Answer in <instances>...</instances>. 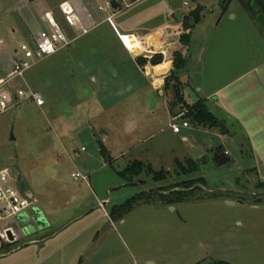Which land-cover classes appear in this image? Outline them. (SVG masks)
<instances>
[{
	"label": "rangeland",
	"instance_id": "obj_1",
	"mask_svg": "<svg viewBox=\"0 0 264 264\" xmlns=\"http://www.w3.org/2000/svg\"><path fill=\"white\" fill-rule=\"evenodd\" d=\"M91 1L77 2L84 17L82 7ZM59 2L0 0V52L11 54L44 29L41 12ZM30 16L33 28L23 24ZM106 16H93L90 33L15 82L38 90L44 105L27 100L0 115V169L8 168L19 188L37 197V209L49 222L39 229L36 208L28 210L23 237L0 245V264H209V255L221 259L224 249L235 251L231 245L251 239L254 225L259 231L253 233L263 237L264 213L249 202H264V13L257 0H138L113 20L120 32L154 28L141 36L142 51L135 37L126 38L130 51L125 48ZM183 33L190 35L188 43ZM175 51L186 61L181 103L173 81L167 84ZM7 55L1 61L10 69ZM158 55L163 61L152 69ZM141 57L147 59L143 64ZM109 64L118 78L106 74ZM188 87L216 125L189 116L195 102ZM147 91L156 97L153 110ZM185 120L189 126L175 134L171 123L182 126ZM136 160L169 175L156 180L143 172L130 183L118 171ZM189 160L195 170L182 171L178 162L189 169ZM77 171L88 181L73 177ZM184 181L195 189L171 205L157 194ZM233 188L242 193H226ZM150 191V199L139 200L122 218L110 215L114 205ZM228 196L243 201L235 205ZM235 219L244 225L236 227Z\"/></svg>",
	"mask_w": 264,
	"mask_h": 264
},
{
	"label": "built area",
	"instance_id": "obj_2",
	"mask_svg": "<svg viewBox=\"0 0 264 264\" xmlns=\"http://www.w3.org/2000/svg\"><path fill=\"white\" fill-rule=\"evenodd\" d=\"M116 1V2H115ZM138 0H105L103 11L107 13L105 21H108L118 34V37L125 48L130 51L126 38L135 37L143 50L145 41L134 33H122L114 23V17L134 5ZM61 17H56L52 12L45 13L42 20L46 27L37 34L29 35L20 46L15 49L12 65L7 69L1 61L0 52V115L6 113L19 104L32 100L37 106L45 103L43 95L32 87H15L18 79H23L26 73L36 64L45 58L63 50L71 45L81 36L92 31L95 25H90L92 15L88 13L84 17L80 9L71 0H65L60 5ZM136 35V36H135ZM4 40L0 39V48ZM140 51V52H141ZM162 77L161 84L164 83ZM188 121H183L182 126L178 123H171L173 132L180 133L182 127H188ZM73 177L88 181V175L80 171L74 172ZM16 178L11 177L8 168L0 170V245L12 244L21 238L13 222L17 224L21 214H28V210L38 207V199L33 193H26L19 188ZM21 227V226H20Z\"/></svg>",
	"mask_w": 264,
	"mask_h": 264
},
{
	"label": "trees",
	"instance_id": "obj_3",
	"mask_svg": "<svg viewBox=\"0 0 264 264\" xmlns=\"http://www.w3.org/2000/svg\"><path fill=\"white\" fill-rule=\"evenodd\" d=\"M247 1L249 3L251 2V0H247ZM257 2H258V5L260 6L261 11L264 13V0H257ZM200 12H201V9L198 8L192 13V17H194L195 22L200 21V18H201ZM183 27L185 30H189L191 26L189 25L188 22H183ZM189 37L190 35L188 33H183L181 35V40L184 41L185 43H188L186 41H187V38ZM146 61L147 59L145 58H142V57L139 58V62L142 64L145 63ZM162 61H163V56L158 55L152 58L150 63L155 66V65L162 63ZM185 66H186V61L182 53L180 51H175L174 52L175 69L172 71L170 79L168 80L167 84L170 85L171 80L173 81L172 89L178 95V98L180 99L179 100L180 103L183 101V98L180 95V92L183 90V86H184V84L182 83L180 79V71L183 70ZM189 116L192 117V119H194L196 122L198 121L199 123H206L209 126H214L217 124L216 117L211 113V111L207 108V106L204 104L203 100L201 99H199L197 102L194 103L193 111L189 114ZM101 146H102V153L105 156V159L107 160V162L112 164L113 158L108 153V150L106 149V147L103 144ZM189 164L191 165V167L187 169L185 165L178 162L180 169L184 172H187L188 170H189L188 172L195 170L194 162L189 160ZM143 172H145L147 175L152 176V178L156 180H165L167 176L169 175V171H164V170L157 171L152 167L151 164L144 163L141 160H136L133 163L127 165L123 170L118 171V173L129 182H134L138 178V176L141 175ZM192 186L193 184H190L184 181V182L178 183V185H173V186L170 185L167 188L160 189V191H169L166 194H162L159 192L157 194H159L161 199L166 201L167 204L171 205L178 199L181 200L182 199L181 196H183L187 192L194 190L195 188L190 189ZM176 187H181V189L183 188L186 190L185 191H182L181 189L176 190L175 189ZM152 196H153L152 193H146V192H142L139 195L133 196L123 204L114 205L112 207L110 215L112 216L113 219L122 218L124 214L130 212L133 209L134 205L138 203L139 200H142L144 198L150 199ZM174 196H179V197L174 199ZM197 264H202V263H197ZM210 264H231V263L227 261H212Z\"/></svg>",
	"mask_w": 264,
	"mask_h": 264
},
{
	"label": "crops",
	"instance_id": "obj_4",
	"mask_svg": "<svg viewBox=\"0 0 264 264\" xmlns=\"http://www.w3.org/2000/svg\"><path fill=\"white\" fill-rule=\"evenodd\" d=\"M62 1H65V0H62ZM71 1L74 2L77 7H79L78 4H77L78 0H71ZM60 3L61 2H59V4H56L55 6H51V7L45 8L44 11L41 12V14H40L41 15L40 19H42L44 17L45 13H47V12H52L56 17L60 18L61 17L60 6H59ZM103 7H104V4L102 5V4H99L97 2V0H92L90 6L89 7L83 6L82 10H85L87 12L86 15L88 13H90L92 15V18H93V16L94 17H98L100 12H104L103 11ZM34 20H35V18L33 17L31 19V16H30V17L24 19L23 24L26 25V27L29 26L30 28H33ZM168 23L169 22H167V24H164V25L167 26V25H169ZM9 26L11 27L12 23H10ZM152 29H154V28H151V29H148V30L141 29V30H137L135 32H122V33H134V34H136V35H138L140 37L141 36L145 37V36H147L149 34V31H152ZM12 30L15 31V28L12 27ZM118 30H119V28H118ZM0 39H2V38H0ZM4 43H5V41H4ZM15 49L16 48H14L12 51L14 52ZM13 52L10 54L9 52H6V49H2L1 56L3 58L4 54H8L7 56L11 55L12 56L11 58H13ZM169 61L171 62V66H170L168 71H170L172 69V61L171 60H169ZM158 65H160V64H158ZM154 67L155 66L152 65V69ZM158 84H160V83H158ZM201 89H202V87L198 86L197 91H201ZM175 134H178V133H175ZM254 150H255V154H256V149L254 148ZM2 169H4V168H2ZM130 183H132V182H130ZM133 184H136V183H133ZM236 186L237 185H235V187ZM233 191L242 193V191H240V190H238L236 188L228 189L226 191V193L233 192ZM226 199H230L231 200L230 203L235 204V205L239 204V202L242 200V198L235 197V196H228V197L225 198V200ZM260 200H261V198H260ZM249 202H251V205H250L251 209L264 213V202L263 201H259V202L254 203V204L252 203V201H249ZM234 225L236 227H242L244 224H243V222L240 219H235L234 220ZM263 226H264V223L262 224V233L264 234V227ZM260 230H261V228H260ZM250 231H252L249 234L251 239H246V243L243 242L242 240H239L236 245H231V246H235L236 247L235 251L232 250V248H230V249L228 248L227 250L224 249V251H225L224 253L225 254L221 256V259H215L214 256L209 255L207 258H205V260L208 259V260H211V261H227V262H229L231 264H264V236L261 237V238H257L259 234L256 236L254 233L258 232L259 230H258V227H256L255 225L253 226V228ZM232 252H233V254H232ZM216 257H220V256L216 255Z\"/></svg>",
	"mask_w": 264,
	"mask_h": 264
},
{
	"label": "water",
	"instance_id": "obj_5",
	"mask_svg": "<svg viewBox=\"0 0 264 264\" xmlns=\"http://www.w3.org/2000/svg\"><path fill=\"white\" fill-rule=\"evenodd\" d=\"M253 3H254V0H252V4ZM178 20L181 21V15H178ZM105 72H106V74H108L109 76H111L113 78H118V76H119L118 70L114 66H112L110 64L106 66ZM187 92H188V95L191 98L192 102H196L198 100V96H197L196 92L192 88L188 87L187 88ZM147 101H148L149 109L150 110L155 109V107L157 105V101H156V97L153 94V92L147 91ZM67 114H69V113H67ZM222 126H224V125H222ZM12 139H14V137ZM152 192L153 191H150L149 193H152ZM158 192L162 193V194H166L167 193V192H164V191H157V193ZM106 204H107V201H105L103 203V205H106ZM36 211H37V218L35 220V223H36L37 227L39 229H42V228H45V227L49 226L48 219L44 215L43 211L41 209H37V208H36ZM28 221H29V217H28L27 214L24 213V214L19 215V217H18L19 224H17L15 221L13 222V224L16 227L18 236L20 238L23 237V232H22L20 226L26 225L28 223Z\"/></svg>",
	"mask_w": 264,
	"mask_h": 264
},
{
	"label": "bare ground",
	"instance_id": "obj_6",
	"mask_svg": "<svg viewBox=\"0 0 264 264\" xmlns=\"http://www.w3.org/2000/svg\"><path fill=\"white\" fill-rule=\"evenodd\" d=\"M162 80V79H161Z\"/></svg>",
	"mask_w": 264,
	"mask_h": 264
}]
</instances>
